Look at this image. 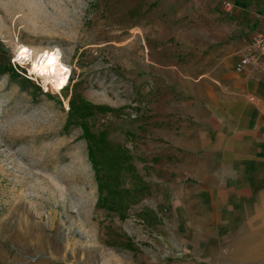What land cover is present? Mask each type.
Returning <instances> with one entry per match:
<instances>
[{"label":"rangeland","instance_id":"1","mask_svg":"<svg viewBox=\"0 0 264 264\" xmlns=\"http://www.w3.org/2000/svg\"><path fill=\"white\" fill-rule=\"evenodd\" d=\"M137 1L0 0V264H234L160 201L176 155L152 137ZM50 60L54 80L40 76ZM90 142L134 168L109 169L102 190Z\"/></svg>","mask_w":264,"mask_h":264},{"label":"crops","instance_id":"2","mask_svg":"<svg viewBox=\"0 0 264 264\" xmlns=\"http://www.w3.org/2000/svg\"><path fill=\"white\" fill-rule=\"evenodd\" d=\"M137 4L150 15L139 27L137 69L153 87L152 137L176 155L160 201L196 229L191 243L217 235L231 263L254 264L264 259V71L236 67L264 31V0Z\"/></svg>","mask_w":264,"mask_h":264},{"label":"trees","instance_id":"3","mask_svg":"<svg viewBox=\"0 0 264 264\" xmlns=\"http://www.w3.org/2000/svg\"><path fill=\"white\" fill-rule=\"evenodd\" d=\"M89 134V133H87ZM91 139V135H88V140ZM100 149L99 147H95L90 142L89 144V154L90 157L93 160V164L96 169L97 173V179H99V185L102 190L107 189L111 183V179L109 178L108 171L111 169L113 172H116L117 174L121 173L122 170L131 171L132 168H134V165L132 163V154L122 149L119 145H113L110 144L108 147L106 145V151L103 152V149H100L102 151V155L97 159L95 155V150ZM117 181V178L114 179ZM118 187L115 185L113 189H108V192H116L119 193ZM129 191V189L122 190L123 193L126 191ZM115 194V195H116ZM104 201V200H103ZM131 201H123L122 199L120 201L114 202V204L117 205L118 209H127Z\"/></svg>","mask_w":264,"mask_h":264},{"label":"built area","instance_id":"4","mask_svg":"<svg viewBox=\"0 0 264 264\" xmlns=\"http://www.w3.org/2000/svg\"><path fill=\"white\" fill-rule=\"evenodd\" d=\"M224 8L226 11H230L232 8L231 3H226ZM249 65L264 71V31L257 32L251 37L246 51L238 61L236 68L243 70Z\"/></svg>","mask_w":264,"mask_h":264},{"label":"bare ground","instance_id":"5","mask_svg":"<svg viewBox=\"0 0 264 264\" xmlns=\"http://www.w3.org/2000/svg\"><path fill=\"white\" fill-rule=\"evenodd\" d=\"M53 64L54 62L52 60L48 61L47 64H44V68H42V70L40 71V76L44 77L47 80H54Z\"/></svg>","mask_w":264,"mask_h":264},{"label":"snow or ice","instance_id":"6","mask_svg":"<svg viewBox=\"0 0 264 264\" xmlns=\"http://www.w3.org/2000/svg\"><path fill=\"white\" fill-rule=\"evenodd\" d=\"M24 51L26 52L27 50L25 49Z\"/></svg>","mask_w":264,"mask_h":264}]
</instances>
